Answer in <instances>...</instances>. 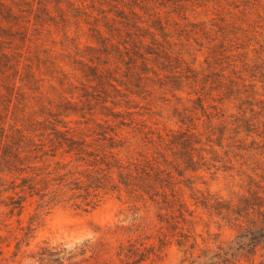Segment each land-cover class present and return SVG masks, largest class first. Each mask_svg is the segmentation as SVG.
Segmentation results:
<instances>
[{
  "label": "rangeland",
  "instance_id": "1",
  "mask_svg": "<svg viewBox=\"0 0 264 264\" xmlns=\"http://www.w3.org/2000/svg\"><path fill=\"white\" fill-rule=\"evenodd\" d=\"M250 179L264 0H0V264H264L195 203Z\"/></svg>",
  "mask_w": 264,
  "mask_h": 264
},
{
  "label": "trees",
  "instance_id": "2",
  "mask_svg": "<svg viewBox=\"0 0 264 264\" xmlns=\"http://www.w3.org/2000/svg\"><path fill=\"white\" fill-rule=\"evenodd\" d=\"M69 140L67 139L66 142ZM74 144L78 143L75 141L65 143L68 152L75 150ZM189 150L193 151L194 149L190 147ZM199 161L204 162L202 157H199ZM186 164H188L186 165L188 167L184 171H187L190 168L189 166L194 164L192 158H189ZM119 168L121 167H116L117 170ZM107 169L109 170L110 167H107ZM196 170L198 169L190 168L191 172ZM118 174V176L122 177L121 173ZM107 180L109 181L110 178L107 177ZM249 183L253 185V189L247 191V196L237 197L235 201H221L220 199L207 196L202 201L195 202L196 204L199 203L203 209L213 211L214 215L222 222L236 229V236L230 242L225 253L226 255L229 254L230 258L233 259H248V257L254 256L258 250H264V187L255 183L252 179H250ZM121 184L127 185L122 182ZM29 189L31 188L29 187ZM9 201L10 211L13 212L18 209L20 213L23 199L18 197L17 200H14L11 197Z\"/></svg>",
  "mask_w": 264,
  "mask_h": 264
}]
</instances>
